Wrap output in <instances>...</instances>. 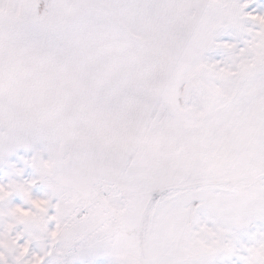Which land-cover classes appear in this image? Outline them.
Here are the masks:
<instances>
[{"label": "snow or ice", "instance_id": "6c2138e0", "mask_svg": "<svg viewBox=\"0 0 264 264\" xmlns=\"http://www.w3.org/2000/svg\"><path fill=\"white\" fill-rule=\"evenodd\" d=\"M254 4L0 0V264H264Z\"/></svg>", "mask_w": 264, "mask_h": 264}, {"label": "rangeland", "instance_id": "374dc122", "mask_svg": "<svg viewBox=\"0 0 264 264\" xmlns=\"http://www.w3.org/2000/svg\"><path fill=\"white\" fill-rule=\"evenodd\" d=\"M257 6H258V10L264 9V0H256V4L251 5L250 7H257ZM16 199H17V202H19V198H16Z\"/></svg>", "mask_w": 264, "mask_h": 264}]
</instances>
